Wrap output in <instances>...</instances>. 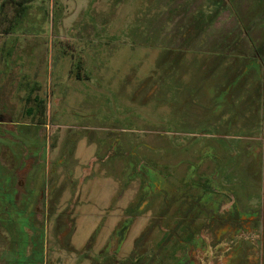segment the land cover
<instances>
[{
  "label": "rangeland",
  "instance_id": "rangeland-1",
  "mask_svg": "<svg viewBox=\"0 0 264 264\" xmlns=\"http://www.w3.org/2000/svg\"><path fill=\"white\" fill-rule=\"evenodd\" d=\"M263 83L264 0H0V264H256Z\"/></svg>",
  "mask_w": 264,
  "mask_h": 264
},
{
  "label": "flooded vegetation",
  "instance_id": "flooded-vegetation-1",
  "mask_svg": "<svg viewBox=\"0 0 264 264\" xmlns=\"http://www.w3.org/2000/svg\"><path fill=\"white\" fill-rule=\"evenodd\" d=\"M263 87H264V83H263ZM244 113L246 115H248V114L251 115L249 112L247 113L246 110H244ZM238 126L240 128L241 127L242 128H247V127L252 128L249 123H244V124L238 125ZM248 130H249V128H248ZM248 130L246 132H248ZM253 155H255V156L258 157V153L252 151L251 156H250V160H256ZM259 157H261V155ZM258 179H255L254 181H258ZM259 183L262 184V179L261 178L259 179ZM236 196L239 197L238 195H234V197H233V201L234 202L233 201L230 202V207L228 205H226V208H228V209H226V212L227 213L226 212H222V211H218L219 216L217 217V212H216L215 215H214V219L212 220V222L219 223L222 220V222L225 225L220 226V227H224V228L231 227V228H235V229H239L240 225L243 226L244 228H246V225L247 224H251L252 222H255L258 227H261V230L263 232V239H264V213L261 216H258V212L255 209H252V210L246 209V210L242 211V209L238 205L235 206L236 205V201H235L236 200V198H235ZM261 198L264 199L263 192H262V197ZM261 210H262V208H261ZM250 212L251 213H254V216H248ZM239 215H241V218H239ZM242 215H244V216H242ZM222 218H224V220ZM243 230L244 229H241L240 232L243 231ZM242 235L240 237H242ZM248 239L249 238H246L244 240H241L240 242H237L235 244V246H234V248H236L235 251L236 250L238 251V248L241 247V245L243 244L244 241H248ZM184 244L186 245V247L183 245L185 247V248L182 247V250L183 251H184V249L188 248L189 246L194 245L195 244V239H190L189 241H185ZM243 246H245V245H243ZM256 249L258 250L256 252V255L254 256L255 257L256 264H264V244H262V247L261 248H260V246H257ZM181 254L182 253H180L178 255V252L173 251L172 256L169 258L170 260H172V264H193V262L187 260V258H184L183 257V254L181 256ZM260 255L262 256V258L259 257ZM235 258H237V257H234V259ZM169 259H167V260L169 261ZM139 261L141 262V264H149V262H150L149 256L146 255L145 258L142 256L139 259ZM125 262H126L125 264H133L132 257H129L128 259H126ZM123 263H124V261L119 262V264H123Z\"/></svg>",
  "mask_w": 264,
  "mask_h": 264
},
{
  "label": "trees",
  "instance_id": "trees-1",
  "mask_svg": "<svg viewBox=\"0 0 264 264\" xmlns=\"http://www.w3.org/2000/svg\"><path fill=\"white\" fill-rule=\"evenodd\" d=\"M45 109H46V108H45ZM40 110H41V109H40ZM41 111H42V113H45V110L42 109Z\"/></svg>",
  "mask_w": 264,
  "mask_h": 264
}]
</instances>
